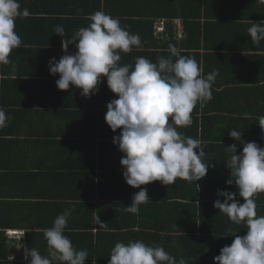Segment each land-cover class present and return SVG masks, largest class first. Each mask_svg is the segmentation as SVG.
Here are the masks:
<instances>
[{"label": "crops", "instance_id": "obj_1", "mask_svg": "<svg viewBox=\"0 0 264 264\" xmlns=\"http://www.w3.org/2000/svg\"><path fill=\"white\" fill-rule=\"evenodd\" d=\"M18 2L20 10L28 9L30 15L15 20V31L22 44H26L22 46L31 55H43L40 60L33 62H39L43 66L46 64L48 68L53 57L58 61L66 54L62 48V40L71 39L76 31L87 27L91 23V14L103 11L118 18L120 24L125 21L140 22L142 31L139 32L147 39L151 48L155 44H161L168 48L164 49L166 52L171 53L169 45H174L181 55L192 57L198 62L205 77L208 72L218 73L211 85V99L202 105H196L199 107L196 118L203 112L219 114L222 107H227V102H235L233 99L223 100L221 103L217 100L219 98L215 91L228 87L236 88V93H240L237 102L246 100L243 95L250 93L261 96L255 100H264V88L259 89L264 87V41L255 45L248 33L252 22L264 20V3H259L258 0ZM40 16L43 19L41 29L27 27L29 19ZM151 20H166V33L156 37L148 24ZM198 24H201V33H204L199 38L196 34L199 32ZM57 25L65 29L64 37L56 34ZM76 51L75 45H69L67 54H74ZM145 52L139 57L154 63L150 55H144ZM246 56L251 63L239 61V58ZM124 60H120L118 64L134 66L136 62L134 56L124 57ZM228 64L230 68L227 67ZM234 64H247L245 67L248 69L239 70ZM14 65L15 71L12 70V65L4 66L0 71V108L10 118L6 126L0 128V237L3 234L11 239L7 243L9 259L15 262L30 261V258L25 259L24 247L21 245L28 249L34 247L42 255H47V241L43 230L53 227L55 218L66 209L71 210V215L68 217L64 235L70 239L76 250H86L87 258H94L102 249L99 248L100 243L95 242L92 245L88 242L86 248L78 247L69 237L70 232H73V228H81L86 232L91 227L98 232V229H102L97 225L102 203L108 200L118 203L119 199L133 198L139 191L138 188L128 185L125 178L121 180L118 162L125 154L119 153L118 145L99 140V134L108 125L104 116L107 109L101 103H96L95 96L101 98L105 95L103 84L106 83L103 82L107 77L102 78L98 85L99 91L88 98L82 95V89L75 86H70L68 90L58 89L56 80L60 78L59 74H51L53 78L50 80V70L46 67L38 64L34 68L29 64ZM28 71L33 75L27 78L30 82L26 84L22 80H27L25 76ZM3 79L7 81H2ZM40 80L49 84L40 85ZM3 83L6 87L2 86ZM219 84H223L220 87L222 89H219ZM23 85H29V99L23 94ZM37 85L40 90H37ZM248 87L250 88L247 92ZM59 99L66 107L61 117H58L60 111H53L54 108L50 107L53 100ZM29 105L37 109L27 110ZM53 112H56V116ZM185 128L179 133L184 134ZM207 129L213 132L216 124L208 123ZM112 165L119 169L114 167L112 172ZM151 185L152 183L142 185L141 188L147 189ZM130 203L132 202L123 200L122 209L130 206ZM125 213L130 219L134 215ZM120 214L114 213L112 217L119 220ZM108 217L112 218L108 215L101 218L108 220ZM185 226V221L175 225L179 228L176 232L178 237L186 236Z\"/></svg>", "mask_w": 264, "mask_h": 264}, {"label": "clouds", "instance_id": "obj_2", "mask_svg": "<svg viewBox=\"0 0 264 264\" xmlns=\"http://www.w3.org/2000/svg\"><path fill=\"white\" fill-rule=\"evenodd\" d=\"M29 15L28 9L20 10L18 0H0V64L12 65L13 71L15 65L9 56L22 44L15 31V20ZM89 20L91 23L76 31L71 39L62 40L66 54L58 61L53 57L49 70L53 76L59 74L56 84L60 90L75 86L90 98L99 91L102 78L107 77L108 87L118 94V99L107 104L105 120L113 132L122 129L114 137V143L125 154L120 161L123 175L128 185L140 189L124 211L137 214L139 205L151 200L142 185L154 181L169 185L177 178L197 183L207 175L209 163H205L207 153L203 142L183 136L177 127L191 125L196 105L211 99V85L218 73L205 77L198 62L181 55L174 45H169L171 55L158 57L156 63L137 57L134 66H120L119 53L139 47V35L130 34L118 18L103 11L91 14ZM55 32L61 37L66 35L60 25ZM248 33L253 44L264 41V20L252 22ZM69 45H75L74 54H67ZM9 119L0 108V128ZM258 124L264 130V116L259 117ZM229 135L243 145V150L237 154L235 144L226 147L229 153L226 166L231 171L226 183L237 186L244 202L234 192L218 190L217 196L224 200L218 198L214 207L235 224L244 223L247 234L241 237L233 233L234 241L214 257L215 264H264V216L257 215L255 200L257 193L264 192V148L256 142L242 140L243 133L238 130H231ZM70 215L71 210L66 209L55 218L53 227L43 230L47 255L21 245L25 259L30 258L29 264H85L88 252L76 250L64 235ZM100 226L105 227L106 223L100 221ZM108 264H187V261L183 257L177 261L162 246L135 241L116 243Z\"/></svg>", "mask_w": 264, "mask_h": 264}, {"label": "trees", "instance_id": "obj_3", "mask_svg": "<svg viewBox=\"0 0 264 264\" xmlns=\"http://www.w3.org/2000/svg\"><path fill=\"white\" fill-rule=\"evenodd\" d=\"M29 20L30 21L26 24L28 28L34 27V29H41L43 22L41 16ZM157 21L158 20H151L148 22L153 32L154 25ZM50 25L51 28H53L52 21ZM140 25L141 23L138 21H125V23L123 22L121 24L130 34H138L141 40V45L139 47L133 46L132 50L127 53L120 52L121 60L125 61L124 57L132 58V56H134L137 58L141 56L140 54L143 51H146L144 55H150L151 58L154 59V63L157 62L158 57H169L171 53L164 50L168 49L166 46L155 44V47L151 48L150 43L139 32L142 31ZM198 28L199 32L196 34L199 38L202 37L204 33H201V24H198ZM244 28H247V26ZM22 45L26 44H21L19 48L12 50L9 56L13 64H29L32 65V68L38 64L42 67L43 64L33 61L40 60L43 55L42 57H39V55H31L29 50ZM19 59H21L20 62ZM241 60L246 63H251L247 56L239 58L240 62ZM119 65L123 66L126 64ZM245 65L247 64H234V66L239 67V70L248 69ZM4 66L7 67V65L1 66L0 64V71ZM43 67L49 69L46 64H44ZM227 67L230 68V65L228 64ZM231 69H233V64ZM27 74L28 75L25 76L26 79L33 75L30 71H28ZM48 77L50 80L53 78L51 73ZM2 81L6 82L7 80L3 79ZM22 81L26 84L30 82L28 79H23ZM40 81V85L49 84L48 82V84H46L43 80ZM106 81L107 79L103 82L106 83L103 84L105 95L101 98L96 95L95 101L96 103H101L103 108L107 109V104L111 100L117 99L118 95L110 90ZM2 86L6 87L4 83ZM218 86L219 89H222L220 87L223 86V84H219ZM250 87H248L247 92ZM22 88L25 98L29 99V85H23ZM36 88L40 90L38 85ZM262 88L264 87L259 89L263 90ZM236 90V88L228 87L225 88V90L215 91L216 97L219 98L217 100H219L220 103L223 102V100L230 101L233 99L235 101L227 102V107H222L219 114L215 112L216 114L213 115L210 114V112H203L201 116L196 118L195 115L199 113V107L197 106L191 114V125L186 126V128L177 127L178 132L183 131L182 128H185L183 136L199 139L203 142L205 147L207 153L205 163H209V168L207 175L197 182L199 185L196 182H189L180 178H177L174 184L169 185H164L160 181H154L151 186H147L148 196L152 201L149 200L147 203L140 204L138 213L134 214L131 219L126 217V213L124 209H122V201H131L133 203V198H122L123 200L119 199L118 203L117 201L113 202L108 200V202L102 203L100 207L101 211L97 219V225L100 226L101 221V223H106L105 227H102V229H98V227V232H95V228L93 227L86 232L81 228H73V232H70L69 237L77 243L78 247L81 246L86 248L88 242L92 245L95 244V242L97 244L100 243L99 248L102 247V249L99 250V255H96L94 258H87V264H108L111 250L116 243L122 242L128 244L129 242L135 241H142L149 246H162L170 255L175 257L177 261L183 257L187 261V264H215L214 257L220 255V251L224 246H230L234 241L235 236L232 235L233 233L241 237L247 234V228L244 223L239 225L235 224L227 215L220 213V210L214 207V202L218 198L221 202L224 200V197L217 196L218 190L234 192L236 193V198L240 200L241 203L244 202L243 198L239 196L237 186L235 184L228 185L226 183L231 175L230 169L226 166L227 160L229 159V153L226 147L235 144L237 146V154L243 150V145L230 137L229 132L233 129L238 130L243 133L242 140L245 142H256L261 148H264V130H262L258 124L259 117L264 116V100L257 101L255 98L259 99L261 96L250 93L249 95H243L246 100L237 102L240 93H236ZM108 92H110V95H107ZM39 106L42 107L41 104ZM50 107L54 108L53 111H60L58 117L63 116L62 114L66 109L64 102L60 99L53 100ZM30 109L37 108L29 105L27 110ZM257 109L260 110L256 111ZM257 112L260 114L257 115ZM53 113L56 116V112ZM104 113L106 115V112ZM193 122H195V125H193ZM208 123L216 124V129L213 132L207 129ZM121 132L122 131L119 129L113 132L112 129L106 125L103 132L99 134V140L101 142L111 141L113 145L114 137L120 135ZM118 151L121 153L119 148ZM120 161L121 158L118 162L120 169L116 165H112L110 169L113 172L115 169L114 167H118L122 180L124 178V168ZM255 200L257 204V215L264 216V192L257 193L255 195ZM117 212L121 213L119 220H116L114 216L112 217V215ZM105 215L111 216L112 218L108 217V220L101 218ZM117 221H119V223H117ZM184 221L186 225V236L184 238L178 237L176 232L179 228L175 227V225L178 222L179 224H183ZM8 241H11V239L7 237V235L2 234L0 237V264H29V262H15L9 259V249L7 248Z\"/></svg>", "mask_w": 264, "mask_h": 264}, {"label": "rangeland", "instance_id": "obj_4", "mask_svg": "<svg viewBox=\"0 0 264 264\" xmlns=\"http://www.w3.org/2000/svg\"><path fill=\"white\" fill-rule=\"evenodd\" d=\"M168 22L166 20H158L154 25V35L159 37L167 31Z\"/></svg>", "mask_w": 264, "mask_h": 264}, {"label": "bare ground", "instance_id": "obj_5", "mask_svg": "<svg viewBox=\"0 0 264 264\" xmlns=\"http://www.w3.org/2000/svg\"><path fill=\"white\" fill-rule=\"evenodd\" d=\"M14 234H15V233H14ZM15 235H21V234H17V233H16Z\"/></svg>", "mask_w": 264, "mask_h": 264}]
</instances>
